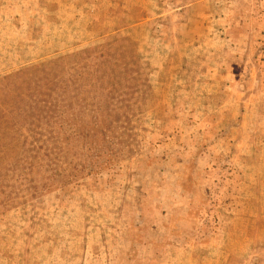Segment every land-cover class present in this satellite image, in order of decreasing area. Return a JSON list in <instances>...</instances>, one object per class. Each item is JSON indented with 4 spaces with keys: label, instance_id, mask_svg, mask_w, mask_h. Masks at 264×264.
I'll list each match as a JSON object with an SVG mask.
<instances>
[{
    "label": "rangeland",
    "instance_id": "374dc122",
    "mask_svg": "<svg viewBox=\"0 0 264 264\" xmlns=\"http://www.w3.org/2000/svg\"><path fill=\"white\" fill-rule=\"evenodd\" d=\"M0 264H264V0H0Z\"/></svg>",
    "mask_w": 264,
    "mask_h": 264
}]
</instances>
